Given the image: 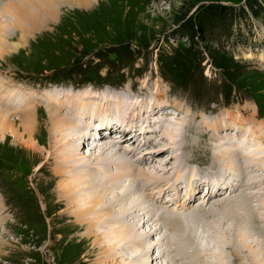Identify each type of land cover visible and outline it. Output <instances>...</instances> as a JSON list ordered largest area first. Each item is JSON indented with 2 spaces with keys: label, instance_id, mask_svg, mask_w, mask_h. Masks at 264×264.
I'll return each instance as SVG.
<instances>
[{
  "label": "rangeland",
  "instance_id": "1",
  "mask_svg": "<svg viewBox=\"0 0 264 264\" xmlns=\"http://www.w3.org/2000/svg\"><path fill=\"white\" fill-rule=\"evenodd\" d=\"M3 1L0 10L9 0ZM18 1L31 9L26 26L34 16L40 22L29 25L20 49L0 59V79L9 86L125 89L156 97L163 112L178 104L183 114L177 123L190 111L199 121L198 115L233 111L231 120L264 128V0H91L87 7L78 0ZM21 36L10 28L4 48ZM20 114L0 126V264H107L87 231L59 215L70 208L57 197L61 179L48 161L55 153L51 116L42 105ZM95 140H81L80 152L89 154ZM124 141L120 147L130 148ZM187 153L196 159L194 148ZM161 156L152 157L156 167ZM148 228L142 230L151 233L152 244L164 238ZM238 240L247 264H264V244L261 259L249 251L252 238Z\"/></svg>",
  "mask_w": 264,
  "mask_h": 264
},
{
  "label": "bare ground",
  "instance_id": "2",
  "mask_svg": "<svg viewBox=\"0 0 264 264\" xmlns=\"http://www.w3.org/2000/svg\"><path fill=\"white\" fill-rule=\"evenodd\" d=\"M78 1L85 7L91 3ZM18 3L9 0L0 10V16L11 14L9 20L0 18V59L20 49L29 35V25L40 22L34 16L26 26L31 9ZM46 4L55 5L51 0ZM10 28L21 33L22 44L4 48L2 37ZM104 90L78 92L64 87L39 92L11 83L9 86L0 79V126H9L12 113L29 116L38 105L51 116L54 145L50 150L55 149V153L48 161L54 164V178L61 179L57 197L68 201L70 208L59 215L74 218L76 225L87 231L107 264H161L165 258L167 264H247L237 245L238 237L244 242L252 238L253 242L247 244L249 251L261 258L264 128L252 121L231 120L233 111L212 117L198 115L202 117L199 121L188 110L177 123L164 116V106L157 104L156 97L152 100L130 94L129 100L118 92ZM167 109L177 110L175 120L183 114L178 104ZM136 124L148 129L144 142L137 144L129 139L130 148L120 147ZM96 125L111 128L110 136L99 138L100 132L93 129ZM120 128L127 132L117 141L113 134H121ZM90 137L99 140L84 155L78 145ZM190 148H194L196 159L188 155ZM156 154H163L159 167L155 164L158 158L152 159ZM202 175L209 178L199 182ZM219 185L232 188L217 195ZM258 187H262L260 192H256ZM166 196L170 200L165 201ZM166 203L171 208L165 207ZM176 203L178 208L172 209ZM146 226L150 231H160L164 238L152 244L151 233L142 230Z\"/></svg>",
  "mask_w": 264,
  "mask_h": 264
}]
</instances>
